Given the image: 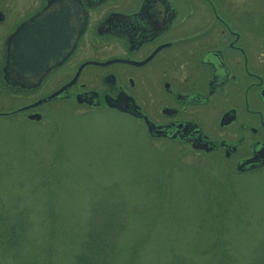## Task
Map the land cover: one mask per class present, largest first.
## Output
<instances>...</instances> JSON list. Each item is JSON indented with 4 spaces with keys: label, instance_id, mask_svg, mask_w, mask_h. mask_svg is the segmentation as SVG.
<instances>
[{
    "label": "flooded vegetation",
    "instance_id": "1",
    "mask_svg": "<svg viewBox=\"0 0 264 264\" xmlns=\"http://www.w3.org/2000/svg\"><path fill=\"white\" fill-rule=\"evenodd\" d=\"M61 105L183 147L194 177L264 171V1L0 0V117Z\"/></svg>",
    "mask_w": 264,
    "mask_h": 264
},
{
    "label": "rangeland",
    "instance_id": "2",
    "mask_svg": "<svg viewBox=\"0 0 264 264\" xmlns=\"http://www.w3.org/2000/svg\"><path fill=\"white\" fill-rule=\"evenodd\" d=\"M52 111L0 117V264H264V171L193 177L124 117Z\"/></svg>",
    "mask_w": 264,
    "mask_h": 264
},
{
    "label": "water",
    "instance_id": "3",
    "mask_svg": "<svg viewBox=\"0 0 264 264\" xmlns=\"http://www.w3.org/2000/svg\"><path fill=\"white\" fill-rule=\"evenodd\" d=\"M33 25H37V21H35L34 22V24ZM37 32H39L40 33V30L38 29L35 33H37ZM21 50V49H20ZM44 50H45V48H44ZM36 51H38L37 49H36V46H32V52H31V56H32V58H34L35 57V55H32V54H34V53H36ZM14 58L16 59H18V54H17V51L15 50V56H14ZM16 68L19 66L20 67V63H19V60L16 62ZM28 66H30V65H28ZM31 66H35V63H34V65H31ZM18 74H19V72H18ZM7 79V78H6ZM8 80V79H7ZM14 81L15 82H17L18 84H21V85H23V83H22V81L20 80V79H16L15 77H14ZM30 118H32V119H39L40 118V115L39 114H36V115H31L30 116ZM200 147L201 148H203L204 147V144H200ZM252 162H254V159H252V160H250V161H247V162H242V163H239L238 165H237V169H239V170H246V169H249V168H254L255 167V165H250L249 166V164L250 163H252Z\"/></svg>",
    "mask_w": 264,
    "mask_h": 264
},
{
    "label": "trees",
    "instance_id": "4",
    "mask_svg": "<svg viewBox=\"0 0 264 264\" xmlns=\"http://www.w3.org/2000/svg\"><path fill=\"white\" fill-rule=\"evenodd\" d=\"M19 233H20V231H19ZM2 234H6V232L3 231ZM16 242H17L16 240L13 241L12 239H10L8 244L10 245V247H12L13 245H14L13 247H15ZM75 264H93V262L89 258V255L87 256L85 253H78L75 256Z\"/></svg>",
    "mask_w": 264,
    "mask_h": 264
}]
</instances>
